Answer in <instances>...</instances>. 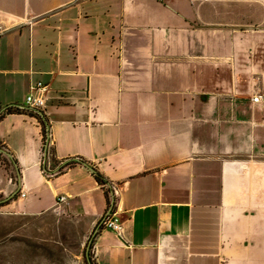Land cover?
Returning a JSON list of instances; mask_svg holds the SVG:
<instances>
[{
  "label": "crops",
  "instance_id": "0c3cea01",
  "mask_svg": "<svg viewBox=\"0 0 264 264\" xmlns=\"http://www.w3.org/2000/svg\"><path fill=\"white\" fill-rule=\"evenodd\" d=\"M257 95L264 0H0V212L68 217L87 264H264Z\"/></svg>",
  "mask_w": 264,
  "mask_h": 264
},
{
  "label": "rangeland",
  "instance_id": "374dc122",
  "mask_svg": "<svg viewBox=\"0 0 264 264\" xmlns=\"http://www.w3.org/2000/svg\"><path fill=\"white\" fill-rule=\"evenodd\" d=\"M73 223L67 217L58 224L51 220L24 224L0 212V264H87L90 240L80 237Z\"/></svg>",
  "mask_w": 264,
  "mask_h": 264
},
{
  "label": "built area",
  "instance_id": "2783aa9c",
  "mask_svg": "<svg viewBox=\"0 0 264 264\" xmlns=\"http://www.w3.org/2000/svg\"><path fill=\"white\" fill-rule=\"evenodd\" d=\"M49 90L48 86L45 85L44 83H41L40 81L34 85H31L30 91L26 95L25 98V104L24 105H17V106H12L8 107L6 112L10 111H29L32 113H39L41 112V109L45 107L46 104V96H47V91ZM252 103H258L260 101H264V96L262 95H257L256 97L251 98ZM50 137V136H49ZM49 144V142H48ZM1 152L3 149H1ZM70 164V160H63L58 163V165L54 168H50L44 170V174L49 173L50 175H55L57 173H61L63 170H65ZM115 192V191H114ZM21 197H25L24 193H21ZM66 200L65 196L60 197V201L64 202ZM122 220L121 217L118 215L117 211H113L112 208H110L109 213L107 214L104 222V227L112 229L116 231L118 234H121L123 231L122 227Z\"/></svg>",
  "mask_w": 264,
  "mask_h": 264
},
{
  "label": "trees",
  "instance_id": "16d2710c",
  "mask_svg": "<svg viewBox=\"0 0 264 264\" xmlns=\"http://www.w3.org/2000/svg\"><path fill=\"white\" fill-rule=\"evenodd\" d=\"M30 114H32V113H30ZM40 119V121H41V123H42V126H43V129L45 130V132H46V129H45V121L43 120V119H41V118H39ZM95 177H96V179L100 182V183H102V184H106V181H105V179L102 177V174H100L99 172H96L95 174Z\"/></svg>",
  "mask_w": 264,
  "mask_h": 264
},
{
  "label": "water",
  "instance_id": "95a60500",
  "mask_svg": "<svg viewBox=\"0 0 264 264\" xmlns=\"http://www.w3.org/2000/svg\"><path fill=\"white\" fill-rule=\"evenodd\" d=\"M39 114L40 115H43L41 112H39ZM11 155L9 154V156L8 157H10ZM82 163H84V164H86L85 162H82ZM14 164H16V163H14ZM114 205V200H113V202H112V206Z\"/></svg>",
  "mask_w": 264,
  "mask_h": 264
}]
</instances>
